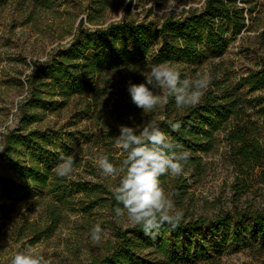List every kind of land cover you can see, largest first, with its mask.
Here are the masks:
<instances>
[{"label": "trees", "instance_id": "trees-1", "mask_svg": "<svg viewBox=\"0 0 264 264\" xmlns=\"http://www.w3.org/2000/svg\"><path fill=\"white\" fill-rule=\"evenodd\" d=\"M12 1L26 0H0V7ZM29 1L34 8L52 5V0ZM238 2L241 5L236 0H204L200 8L178 14L141 20L123 17L105 26L87 27L79 20L69 42L53 48L46 60L33 62L25 75L26 95L17 109L16 125L3 134L0 144L5 146L0 153V239L8 233L4 218L9 209L26 199L40 212L32 219L22 216L9 233L14 242L27 246L52 234L64 209L75 207L78 194L87 199L85 203L82 198L75 200L80 210L87 212L98 205L114 213L117 204L104 183L56 175L60 155H73L74 162L80 163L75 152L80 145L102 144L109 137L108 146L99 145L98 157L107 155L119 164L125 153L115 148L118 126L137 125L141 111L131 101L128 81L142 82L153 65L164 62L180 65L177 70L186 78L187 68L219 58L237 35L247 31L251 19L261 25L254 35L260 52L257 69L234 83L213 74L196 107L178 109L174 98H169L161 114V128L191 153L184 173L190 178L200 176L206 165L203 155L222 140L235 172V196L247 191L264 170V107L263 112L254 111L256 99L251 98L264 91V10L252 18L257 2ZM102 3L96 0V6ZM87 20L93 23L95 15L89 12ZM72 103L66 122L56 127L44 122L47 113ZM168 120L180 121L181 129L172 131ZM160 180L181 206L188 177L166 175ZM200 230L209 239L202 238ZM112 231L113 245L87 264H184L187 259L212 258L225 246L234 251L248 248L260 255L264 252V202L254 210L233 207L210 218L184 212L178 227L165 225L154 239L140 226H112Z\"/></svg>", "mask_w": 264, "mask_h": 264}, {"label": "rangeland", "instance_id": "rangeland-1", "mask_svg": "<svg viewBox=\"0 0 264 264\" xmlns=\"http://www.w3.org/2000/svg\"><path fill=\"white\" fill-rule=\"evenodd\" d=\"M102 1V5L96 6V0H52L49 8H34V2L26 0L22 4L12 1L0 7V144L3 134L16 125L17 109L26 95L25 75L30 72L33 62L46 60L53 48L69 42L79 20L87 27H96L105 26L123 17L136 20L157 19L178 14L191 7L200 8L204 0ZM255 1L257 3L252 18L262 15L264 10L262 6L264 0ZM236 2L239 4L238 0ZM89 12L95 15L93 23L87 20ZM247 22V31L237 35L219 58L213 59L212 64L204 62L199 66L192 65L187 68L186 78L195 79L197 74H215L217 77L226 76L234 83L241 76L257 69L260 52L257 50L254 35L261 29V25L251 19ZM169 64L176 69L180 66L175 63ZM160 94L163 95V92ZM252 96L251 98L256 99L254 111L263 112L264 91H257ZM73 103L59 112L47 113L44 122L54 127L66 122L72 113ZM162 110L158 109L149 114H144L141 110L139 120L135 122L139 125L151 119H159ZM109 141L108 137L102 144H89L91 142L89 141L80 145L75 152L81 161L74 162L76 166L73 167L70 177L84 178L101 185L104 183L109 190L116 186L118 178L103 177L97 166L98 154L102 150L98 147L108 146ZM111 149V152H114L113 147ZM120 153L121 150H118L117 154ZM203 159L206 165L200 176L190 178L184 173L188 177L187 194L183 198L182 205L177 207L185 214L194 218L199 216L210 218L233 207L254 210L262 206L264 170L263 175L253 180L248 190L237 197L232 189L235 172L230 164L225 143L219 140L212 151L203 155ZM255 174L257 177L258 169ZM162 187L171 195L169 186L165 188L162 185ZM81 196L78 194L76 199L82 198L84 203L87 202V199ZM75 200L73 209H64L61 220L52 234L31 245L37 254L44 255L51 264H87L93 257L105 254L113 245L112 226L124 228L131 225L126 218L117 222L114 213L106 206L95 205L90 211H82ZM32 202L31 199H26L15 203L4 218L5 230L8 233L0 239V264L8 259L11 260L16 251L28 247L26 244L14 242L9 231L12 224L18 222L22 216L32 219L40 212L39 206L34 208L35 204H31ZM97 223L104 231L101 242L95 244L91 240L90 231ZM198 233L202 238L209 239V235L204 230ZM184 264H264V252L259 255L248 248L234 251L225 246L212 258L207 260L199 258L196 261L187 259Z\"/></svg>", "mask_w": 264, "mask_h": 264}, {"label": "clouds", "instance_id": "clouds-1", "mask_svg": "<svg viewBox=\"0 0 264 264\" xmlns=\"http://www.w3.org/2000/svg\"><path fill=\"white\" fill-rule=\"evenodd\" d=\"M212 81L210 74H197L195 79L181 78V72L164 62L153 65L140 83H127V91L132 103L144 114L163 109L169 98H174L178 109L196 107L205 95ZM163 92V95L160 94ZM160 120L151 119L139 125H119V135L115 137L116 146L125 153L119 163H113L107 155L98 157L97 166L105 178H118V184L111 189L117 206L114 218H122L133 226H140L146 236L155 238L160 230L168 225L175 229L184 219L179 209L161 185L162 176L179 177L184 174L185 165L191 153L184 149L173 137L161 128ZM172 131L178 132L180 121H167ZM5 146L0 145V153ZM54 169L60 178H68L73 173L74 156L59 157ZM103 229L95 224L90 237L93 243L102 240ZM10 264H51L44 255L37 254L31 246L16 251Z\"/></svg>", "mask_w": 264, "mask_h": 264}]
</instances>
